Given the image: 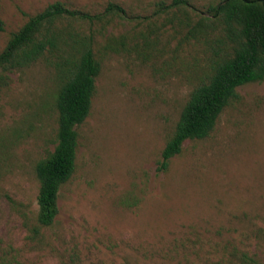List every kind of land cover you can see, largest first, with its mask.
I'll list each match as a JSON object with an SVG mask.
<instances>
[{
    "label": "rangeland",
    "instance_id": "374dc122",
    "mask_svg": "<svg viewBox=\"0 0 264 264\" xmlns=\"http://www.w3.org/2000/svg\"><path fill=\"white\" fill-rule=\"evenodd\" d=\"M58 1L90 15L114 3L127 17L100 36L74 24L94 33L101 73L50 227L38 222L36 165L56 146L58 72L40 63L0 81V264H264V82L240 87L212 134L186 141L160 171L211 49L180 45L174 9L159 13L173 0H0V53ZM188 1L205 12L216 0ZM121 37L119 52L106 47Z\"/></svg>",
    "mask_w": 264,
    "mask_h": 264
},
{
    "label": "trees",
    "instance_id": "16d2710c",
    "mask_svg": "<svg viewBox=\"0 0 264 264\" xmlns=\"http://www.w3.org/2000/svg\"><path fill=\"white\" fill-rule=\"evenodd\" d=\"M169 8L174 9L172 30L175 35H182L180 45L203 44L212 55L208 71L191 92L162 152L160 171L168 170L186 141L204 140L212 134L224 110L240 100V87L264 82V0H216L205 12L195 9L188 0H173L170 6L162 2L159 13ZM115 17H127L118 4L110 3L103 13L90 15L58 1L31 16L10 36L0 53L2 83L9 75L40 63L58 72L53 102L57 116L56 146L36 165L40 184L38 222L42 227L53 225L59 213L61 189L76 172L78 128L90 116L101 73L94 52L95 35H103ZM78 22L98 25L97 33L88 36L76 31L74 24ZM4 29L0 19V32ZM143 39L144 47L152 45L147 36ZM115 40H109L106 47L119 52L117 45L125 47L128 39ZM135 47L138 49L139 44Z\"/></svg>",
    "mask_w": 264,
    "mask_h": 264
}]
</instances>
